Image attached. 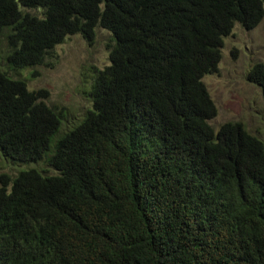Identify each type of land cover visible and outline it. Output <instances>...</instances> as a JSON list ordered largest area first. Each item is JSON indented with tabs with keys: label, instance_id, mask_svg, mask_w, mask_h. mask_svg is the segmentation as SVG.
<instances>
[{
	"label": "trees",
	"instance_id": "1",
	"mask_svg": "<svg viewBox=\"0 0 264 264\" xmlns=\"http://www.w3.org/2000/svg\"><path fill=\"white\" fill-rule=\"evenodd\" d=\"M263 16L264 0H0V158L45 168L0 174V264H264V140L210 126L202 83ZM96 29L109 64L63 130L18 72ZM246 81L264 103V62Z\"/></svg>",
	"mask_w": 264,
	"mask_h": 264
},
{
	"label": "rangeland",
	"instance_id": "2",
	"mask_svg": "<svg viewBox=\"0 0 264 264\" xmlns=\"http://www.w3.org/2000/svg\"><path fill=\"white\" fill-rule=\"evenodd\" d=\"M35 14L34 11L30 12ZM109 34L96 29L95 39L89 44L79 35H70L57 45L41 65L26 67L18 72L29 91H45V103L60 110L62 125L72 124L91 108L87 92L93 78V69L108 66L107 41ZM4 44H0V49ZM0 51V65L2 62ZM264 62V16L250 31L235 26L223 40L221 59L215 73L202 79L215 107V117L209 125L217 130L225 123H240L245 130L264 140V103L260 90L246 81L247 72L257 63ZM12 73V72H11ZM42 165L12 166L0 158V174L10 176L19 170ZM45 169V168H44ZM49 174H52L51 172Z\"/></svg>",
	"mask_w": 264,
	"mask_h": 264
}]
</instances>
